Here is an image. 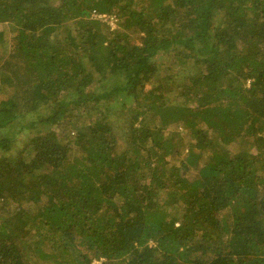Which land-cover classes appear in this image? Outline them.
Listing matches in <instances>:
<instances>
[{
    "label": "trees",
    "instance_id": "16d2710c",
    "mask_svg": "<svg viewBox=\"0 0 264 264\" xmlns=\"http://www.w3.org/2000/svg\"><path fill=\"white\" fill-rule=\"evenodd\" d=\"M0 47V264H264V0H0Z\"/></svg>",
    "mask_w": 264,
    "mask_h": 264
},
{
    "label": "built area",
    "instance_id": "2783aa9c",
    "mask_svg": "<svg viewBox=\"0 0 264 264\" xmlns=\"http://www.w3.org/2000/svg\"><path fill=\"white\" fill-rule=\"evenodd\" d=\"M93 15L101 19H105V20L108 19V17L105 14L97 13L95 11L93 12ZM109 23H110L111 29H116L119 26L118 20L115 16L110 17Z\"/></svg>",
    "mask_w": 264,
    "mask_h": 264
},
{
    "label": "rangeland",
    "instance_id": "374dc122",
    "mask_svg": "<svg viewBox=\"0 0 264 264\" xmlns=\"http://www.w3.org/2000/svg\"><path fill=\"white\" fill-rule=\"evenodd\" d=\"M2 45V44H1ZM2 47V46H1ZM1 47H0V51H1ZM7 47H8V44H7ZM1 97H3V98H6L7 97V92L5 91V92H3V93H1ZM168 132H172V130H167V135H171V133H168ZM184 136V133H183V130H177V131H175L174 133H173V135H171V136H173V137H175V138H177V137H181V136ZM189 140V139H188ZM187 143H189L188 141H187ZM186 170H188V169H184V171H186ZM99 262L100 261H94V264H99Z\"/></svg>",
    "mask_w": 264,
    "mask_h": 264
}]
</instances>
